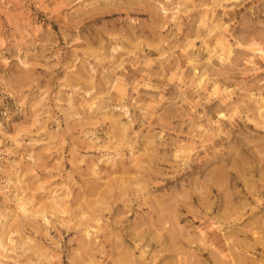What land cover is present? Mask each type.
Returning <instances> with one entry per match:
<instances>
[{"label": "clouds", "instance_id": "clouds-1", "mask_svg": "<svg viewBox=\"0 0 264 264\" xmlns=\"http://www.w3.org/2000/svg\"><path fill=\"white\" fill-rule=\"evenodd\" d=\"M0 264H264V0H0Z\"/></svg>", "mask_w": 264, "mask_h": 264}, {"label": "rangeland", "instance_id": "rangeland-1", "mask_svg": "<svg viewBox=\"0 0 264 264\" xmlns=\"http://www.w3.org/2000/svg\"><path fill=\"white\" fill-rule=\"evenodd\" d=\"M68 167H70V165H68Z\"/></svg>", "mask_w": 264, "mask_h": 264}]
</instances>
